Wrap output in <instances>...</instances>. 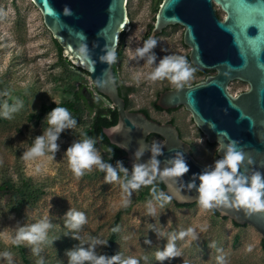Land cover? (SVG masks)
I'll return each instance as SVG.
<instances>
[{"label": "rangeland", "instance_id": "obj_1", "mask_svg": "<svg viewBox=\"0 0 264 264\" xmlns=\"http://www.w3.org/2000/svg\"><path fill=\"white\" fill-rule=\"evenodd\" d=\"M161 0H126L128 28L115 62L120 83L132 86L128 94L129 109L144 108L159 121L173 120L181 136L191 142L198 159L214 165L217 143L208 144L206 136L195 125L190 112L179 106L174 110L157 109L154 101L160 91L173 87L167 80L149 81L147 75L161 59L180 55L187 59L190 47L183 42L184 27L171 24L157 35L152 65L147 56L134 57L143 46L144 35L152 27ZM217 7L219 16L224 12ZM61 48L43 21L40 9L32 0H0V184L11 180L15 186L23 180L31 181V189H38V199L32 205L13 190H0V253L9 252L10 258L0 256V264H69L67 251L78 247L89 248L93 238L107 241L96 244L95 254L111 257L129 256L139 264H217L223 255L226 264H264L262 237L252 225H236L229 217L202 209L197 201L177 206L171 200L164 208L156 207L155 215L147 213V202L152 199L155 183L132 191L130 203L120 186L131 178L118 171L120 181L105 182V173L93 167L76 177L71 171L66 150L73 143L91 137L92 116L87 112L83 94L95 87L89 75L61 56ZM190 66L194 68L187 59ZM211 70L208 74H214ZM206 74V75H208ZM197 70L189 84L206 76ZM229 90L238 93L248 88L247 82L233 80ZM104 104L109 101L101 97ZM7 106V107H6ZM54 107L66 108L77 121L74 129H65L56 143L54 154L35 159H24V153L48 127L47 114ZM15 108L16 111H11ZM10 118H5L4 111ZM153 141L161 138L154 136ZM102 160L117 167V163L101 144H95ZM19 203V206H15ZM69 210L83 212L87 223L79 231L65 226ZM47 221V239L38 245L34 255L26 243L15 245L12 239L20 228ZM192 228L196 238L176 240L180 256L157 261L155 253L163 250L171 234ZM115 230V231H114ZM73 236L79 239H73ZM147 241V242H146ZM88 264V262H86Z\"/></svg>", "mask_w": 264, "mask_h": 264}, {"label": "water", "instance_id": "obj_2", "mask_svg": "<svg viewBox=\"0 0 264 264\" xmlns=\"http://www.w3.org/2000/svg\"><path fill=\"white\" fill-rule=\"evenodd\" d=\"M32 1L60 45L62 56L87 71L97 91L116 108V123L103 127V132L112 144L125 151L127 165L133 167L150 159V151L136 158L141 143L162 145L163 154L157 157L161 169L176 153H181L190 170L175 184L163 182V191L178 203L196 202L198 176L211 171L214 165L204 164L192 153L191 142L181 136L172 121L162 122L142 110L127 108L113 64L99 59L105 54L106 45L116 52L121 33L127 31L126 0ZM216 6L224 12L223 17ZM66 7L70 15L65 14ZM171 24L184 27L183 42L190 47L187 59L191 64L215 73L180 90L173 86L160 91L156 104L164 109L184 106L208 142L235 140L238 150L245 154L240 173L251 177L259 172L264 176V0H161L149 38ZM81 43L87 44L89 61L76 55ZM233 80L247 82L248 88L231 92L228 86ZM117 124L122 128L114 133L112 129ZM150 134L159 135L161 140L149 139ZM217 154L223 158L222 151ZM193 182L196 187L189 189L187 185ZM215 210L238 224L252 225L264 241V213L249 215L242 209L223 207Z\"/></svg>", "mask_w": 264, "mask_h": 264}, {"label": "clouds", "instance_id": "obj_3", "mask_svg": "<svg viewBox=\"0 0 264 264\" xmlns=\"http://www.w3.org/2000/svg\"><path fill=\"white\" fill-rule=\"evenodd\" d=\"M64 11L67 15L71 14L70 9L67 7ZM156 44L157 40L154 37L144 41L143 46L135 50L134 57L144 58L147 56V64L152 65L155 56L151 50ZM104 52L105 54L99 58L101 62L108 65L116 62L117 57L113 48L106 45ZM76 55L83 61L91 59L86 43L78 45ZM195 71L196 69L189 65L184 56L170 55L161 59L159 65L147 75L146 79L153 82L167 80L175 89L180 90L186 85L190 86L189 81L192 80ZM11 111H16V109L13 108ZM2 115L5 118H10L7 110ZM46 122L48 127L45 129L44 134L38 136L33 145L25 151L24 159H35L44 156L46 152L51 153L54 158V154L59 148L56 141L60 134L65 129H74L77 124L71 113L63 107H54L47 114ZM121 128L122 125L117 124L112 131L119 133ZM95 144L96 140L85 137L67 148L66 157L74 175L81 177L85 174V171H91L95 167L105 173L106 183L120 181L117 169L127 177L128 170L122 166V162L117 161L116 168L105 163L96 150ZM145 151L151 152L150 159L146 163L134 164L131 178L120 183L123 192L127 194V198L123 200L124 206L130 203L129 197L132 191H137L142 186L152 185L157 178L160 182L167 184L168 181H172L175 184L190 170L183 155L179 152L167 162L168 166L161 169L157 157L162 155L163 152L162 145L159 143L154 142L150 146L141 143L135 153L136 158L139 159ZM217 151L224 153L223 158L215 161L211 171L203 172L198 176L200 181L199 186L196 188L198 205L204 210L223 207L242 209L249 215L264 213V176L259 172H254L251 177L240 173L239 169L245 161V154L238 150L235 140H229L227 143L218 140ZM249 163H251V159H249ZM187 187L191 189L196 186L193 182L189 183ZM172 198L173 196L163 191L157 192L156 188H152V199L147 202V213L155 215L156 207L164 208ZM65 216V226L73 231H79L87 223V218L83 212L69 210ZM50 227L51 225L47 221H41L26 228L22 227L12 239V243L15 245L26 243L27 246L32 247L33 254L38 255L41 250L38 245L46 241L47 230ZM186 237L196 238L192 228L169 235L168 243L163 250L155 253L156 260L163 262L166 259L179 257L180 252L177 249L176 240H184ZM73 239H79V237L73 236ZM98 243L106 245L107 241L93 238L89 248L85 249L81 246L67 251L69 264H86V262L88 264H139V260L131 256L126 259H122L119 254L111 257L97 256L94 249ZM0 256L10 258L11 254L4 252L0 253ZM216 259L217 264H226L223 255L217 256ZM38 264H43V260L41 259Z\"/></svg>", "mask_w": 264, "mask_h": 264}, {"label": "trees", "instance_id": "obj_4", "mask_svg": "<svg viewBox=\"0 0 264 264\" xmlns=\"http://www.w3.org/2000/svg\"><path fill=\"white\" fill-rule=\"evenodd\" d=\"M124 35H125V32H122L121 33V37H120V43H119L118 49L115 52L116 55L118 54V51L120 50V48L123 45ZM60 54L62 56V53H60ZM63 58H65V57H63ZM77 68L79 70H81V71H83V72L88 74V72L85 71L84 69H82L80 67H77ZM194 68L198 72L203 73L205 75L208 74L211 71V70H199L195 66H194ZM113 70H114L115 79H116L117 84H118L119 92L124 97V99L126 101V106H127L128 105V94L133 91L132 86H129V85H126V84H123V83L119 82L118 77H117L115 63H113ZM95 92L97 93V95H94L92 93V91H90V90L88 91L87 94H83V99H84V101H85V103L87 105V112H88V114H90L92 116L91 125H90L91 137L94 140H96V143L101 144L104 147V149L111 155V157L114 159V161L116 163H117V161L122 162V166L132 173V168L133 167L127 165V163H126L127 158L125 156V151L123 149H121L120 147H118L117 145L112 144L109 141V139L107 138V136L103 132V127L109 126V125H112V124L116 123V121L118 119L117 110L112 105L103 103V101L101 100V97H104L105 99H107L109 101V103L111 104L110 100L105 95H103L102 93L98 92L96 88H95ZM154 106L156 108H159L155 101H154ZM137 110H142L148 116H150L148 111L146 109H144V108H137ZM169 121L173 122V120H169ZM154 136H157V137L161 138L157 134H150L148 136V138L151 139ZM207 143L208 144H213V143L208 142V141H207ZM109 149H111V151H109ZM191 151L193 153V150H191ZM216 155H217V157L221 158L217 154V150H216ZM154 183H155L156 187L159 190H161V191L164 190V184H163V182H160L159 178H157V180L154 181ZM0 190H2V191H11V190H13L17 194H21L23 200H25V203L28 204V205L34 204V202L38 199V189L37 188L31 189V181L28 180V179L23 180L21 182V185H19V186H15L11 182L10 179L6 180V181H3V183L0 184ZM172 201L177 206H184V205H188L189 204V203L181 204V203L176 202L173 199H172ZM15 206H19V203H15ZM211 211L213 213L217 214V215H220L218 213V211L215 210V209H212ZM223 217H225V216H223ZM234 224L243 225V224H238L236 222H234ZM262 246L264 248L263 239H262Z\"/></svg>", "mask_w": 264, "mask_h": 264}, {"label": "flooded vegetation", "instance_id": "obj_5", "mask_svg": "<svg viewBox=\"0 0 264 264\" xmlns=\"http://www.w3.org/2000/svg\"><path fill=\"white\" fill-rule=\"evenodd\" d=\"M151 30V29H150ZM150 30L149 31H147V33L144 35V39H145V41L146 40H148V39H150L149 37H150ZM159 34V33H158ZM158 34H156L155 36H154V38L156 39V37H157V35ZM158 96V95H157ZM157 99V98H156ZM156 101V100H155ZM158 106V105H157ZM159 107V106H158ZM157 109H161V110H166V111H171V110H174V109H176V108H169V109H164V108H161V107H159V108H157ZM151 117V116H150ZM169 121V120H168Z\"/></svg>", "mask_w": 264, "mask_h": 264}]
</instances>
